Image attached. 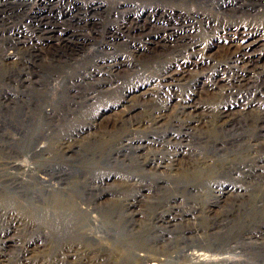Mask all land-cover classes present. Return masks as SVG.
Wrapping results in <instances>:
<instances>
[{
  "label": "bare ground",
  "instance_id": "bare-ground-1",
  "mask_svg": "<svg viewBox=\"0 0 264 264\" xmlns=\"http://www.w3.org/2000/svg\"><path fill=\"white\" fill-rule=\"evenodd\" d=\"M130 2H116L113 10ZM263 2L235 6L231 0H190V21L200 11L217 13L214 22L204 23L206 30L213 25V36L205 41L196 40L191 31L177 34L167 26L152 31L147 21L130 28L135 35L127 67L140 69L128 72L141 74L148 83L140 85L135 105L129 103L117 113L115 108L102 128L95 126L101 108L96 102L108 98L116 81L103 83L106 79L97 73L93 78L98 86L92 92L78 96L71 89L56 99L60 82L45 95L51 110L40 102L34 110L21 109L15 122L21 136L0 140L6 152L0 161V264H10L8 255L19 248L15 234L20 227L41 238L73 239L59 246L47 244L44 264H163L160 256L146 255L143 245L156 238L157 227L162 231V212L156 213V207L175 198L192 204L190 215L200 224L199 218L203 223L212 220L210 226L203 225L207 246L179 248L181 264H264V107L254 98L239 105V113L232 106L241 100L239 91L251 87L264 70ZM195 7L200 11L192 12ZM225 20L234 23L223 24ZM46 23L28 33L12 29L1 34L0 41L9 42L7 49L15 53L31 41L70 43L61 34L68 31ZM7 51L3 54L9 58L13 52ZM171 52L175 56L169 59ZM163 58H168L166 64L149 82L154 72L148 75L149 69L142 67L152 68ZM222 63L228 70L231 64L235 72L228 77ZM120 66L122 61H114L106 73L117 79ZM181 87L188 91L178 92ZM204 90L213 96L208 104L197 99ZM50 92L56 94L50 98ZM92 108L96 111L90 115ZM83 118L90 120L93 133L88 131L74 146L68 144L62 132ZM24 157L29 160L19 161ZM118 166L122 173L115 171ZM244 184L251 190H234L238 194L224 196L218 207L217 193L223 187ZM201 203L205 205L198 207ZM175 212L165 219V227L188 221ZM34 249H22L16 263L38 264L31 255ZM55 252L57 261L52 259Z\"/></svg>",
  "mask_w": 264,
  "mask_h": 264
},
{
  "label": "rangeland",
  "instance_id": "rangeland-1",
  "mask_svg": "<svg viewBox=\"0 0 264 264\" xmlns=\"http://www.w3.org/2000/svg\"><path fill=\"white\" fill-rule=\"evenodd\" d=\"M47 1L48 0H0V35L2 34V36H6L8 32L12 31V29H20L21 32L28 33L29 30L38 28L36 26L40 25V23L47 22L46 24H49L51 27L56 26L59 30L63 27L62 29L68 31L61 34H65L64 37L67 35L66 37L69 38L66 41L70 42L63 45L60 42L59 44L54 43L53 45H45L31 41L28 42L19 53H15L13 50H8L10 48V45L8 44L9 42H6V40L0 41V127H2L0 131V140L5 142L7 137L19 138L21 136L16 130V126L18 127V125L15 124L19 111H22L21 109L24 108V112L34 110L33 105H38V102H40L43 107L46 106L50 108L47 104L49 101H47L45 95L48 93L49 89L57 88L58 85L60 86V82L61 87L58 89L61 90V93L59 91H57V94L56 92H50V98H52V94H56L54 97L58 99L59 96L66 95L71 89H76V94L78 96L87 92H92L98 86V84L95 86L96 79L93 78L97 77L94 76L96 73L100 75V79H106L103 83L113 80L116 81L115 87L112 88L111 91H108V98L103 97L101 103H99L100 100L96 102V106L99 104L101 108L98 113L99 115H97L95 120V126L96 129L104 127L106 124L105 122H107L108 118L111 117V115L113 116L115 112L117 113L126 106L129 107V103L130 105H135V102L138 101V95L142 91V89H139L140 85L143 83L146 85V83H148V80H146L147 78L141 76V74L139 76L129 73L131 70L140 69L137 65L135 66L136 68L133 69L130 68V66L127 67L128 62L132 60L130 59L131 56L129 53L131 47L130 41L134 38L132 35H135L134 33H130V28L136 26L140 27L144 24V21H147L149 22L146 24L147 29L150 26H153L152 31L167 26L172 28V30H175L177 34H181L182 32L184 34H189L191 31L192 36H195L196 40L205 41L208 39L210 40L211 36H213V25L210 26L211 28L209 30H206L204 27L205 21L209 20L210 22H214L215 19H217L216 12L206 13L205 11H200L201 8L195 7L192 12L200 11L202 14L199 12L196 13L197 16L191 15L192 17L194 16V18L190 21V0H129V2L131 1L129 5H123L122 7L119 6L115 11L113 9L116 8V4L119 2L121 3L124 0H58L59 4L57 3L56 7ZM228 1L230 0H212V3L214 2L218 4L219 2L226 3ZM251 1L253 0H231L232 4L235 6L250 3ZM210 3L211 1H208L209 5ZM150 9L153 10L150 11ZM222 13L224 12H219V14ZM232 21L233 20H225L223 24H232L234 23V21ZM201 22L203 23V27ZM186 31H188V33ZM183 33L182 35H184ZM136 39L137 37H135L134 40ZM22 47L23 46H21V48ZM7 50L9 53L13 52L9 58L4 56V51ZM174 56L175 54L172 53V56L169 57V59H172V57L174 58ZM164 59L165 58L160 59V61H155L154 63L156 65L153 63L151 65L153 66L152 68L150 66H147L146 68L142 67V70L149 69L147 71L148 75L153 74V78L149 82L155 80V75L161 71L162 66L166 64L168 58L166 60ZM114 61H122V66L118 69L121 76L117 79L109 75V73H106L108 67H110ZM222 64V68L226 69L224 66L225 63ZM229 66L230 69L224 71L228 77L232 75L233 71L235 72L232 65L229 64ZM150 72L154 73L151 74ZM254 80L252 86L249 88L247 87V90L242 88L244 91L242 89L239 91L240 93L238 97L240 96L241 98V104L240 102L232 103V106L235 107L233 108L235 112L239 113V110L236 108H239V105L247 103L252 98L261 102L264 107V70ZM73 86H75V88H73ZM130 87L131 90H129ZM187 91V87H181L178 92L186 93ZM212 97V94L205 90L199 91L197 94V99H199L202 104H208L210 99L212 100ZM222 100L223 99L220 101L223 102L225 99ZM95 108H92L91 111L88 110L87 112L90 113V115H93V113H95L94 111H96ZM115 108L118 110L115 111ZM51 109L52 108L49 110ZM135 109H137V107L130 110L131 112H134ZM52 112L53 111H51V113ZM247 117H253L252 113H250V115L248 114ZM88 123H90V120H85V118H83L78 122L76 127L71 126V128L64 130L62 132V134H64L63 137H67V139L69 138L68 140L66 139L67 143L73 144L74 146V141L77 139L81 140L88 131V133H93V128H91V125ZM28 129L30 130V128ZM95 131L97 130H94V132ZM75 132L76 134H74ZM5 142L2 143V145L5 144ZM2 149H4L3 152ZM0 152V161H2V158L6 153L5 148L1 147ZM27 160L29 159L25 157L19 159V161L22 162ZM100 167L108 168L106 164H101ZM115 171L120 173L121 167H116ZM242 187L244 189L240 187L231 188L230 186L223 187L222 194L217 193V196L219 194V199L217 200L219 202L218 207L220 206L219 204L221 202L223 203L225 200V198H223L224 196H234L235 194L237 195L238 193H241L243 190L246 192H248V189L249 191L251 190L250 188L246 189L247 186L245 184ZM234 190L239 192L237 193ZM176 200L179 201L178 198L171 201L164 199L156 207V213L160 214L159 212H162L160 218L163 221L161 220L162 224L159 226L162 227L161 229L163 232L157 227L155 232L156 238L149 241L146 240L143 245V247L146 246L144 247L146 255L156 254L154 256H160L161 259L163 258V264H171V261H173L172 264H181L179 248H183V246L186 249L205 248L207 244H205L204 240L209 239V237H206L203 225L210 226L212 220L206 219L203 223L202 219L199 218L202 222V224H200L199 221L193 219L190 215L192 204L183 202L181 199L182 202ZM202 205L205 204L201 203L198 207H201ZM215 209H217V207H215ZM174 212L178 215L180 214V218L188 221L183 222V225L177 224L175 227H165L166 225L163 224L165 219L174 214ZM195 214L198 216V213ZM145 216L147 219H150V217L152 218V211L145 213ZM20 228L21 229L17 230L15 234L19 248L13 252L11 251L8 255L10 264H17L16 262H18L19 259L21 260V255H19V258L17 259V254L22 252V249L26 247L31 250L32 248H35L31 253V255L33 254L32 258H37L36 260L38 261V264H44L48 256V248L50 247H47V244H50L53 247L73 241L69 236L54 237L51 239L46 237L41 238L29 233V231L23 229V227ZM199 240L201 243H198ZM187 243H189L188 247H186ZM164 245L168 248L162 247ZM160 248L161 250L164 249L161 251ZM148 249L151 250L149 251ZM158 253L159 255H157ZM52 259H55L56 261L58 260L57 252H55ZM168 261H170V263Z\"/></svg>",
  "mask_w": 264,
  "mask_h": 264
}]
</instances>
